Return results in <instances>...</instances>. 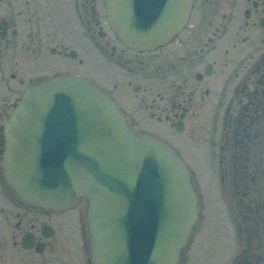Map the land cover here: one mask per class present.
Returning <instances> with one entry per match:
<instances>
[{"label": "flooded vegetation", "instance_id": "obj_1", "mask_svg": "<svg viewBox=\"0 0 264 264\" xmlns=\"http://www.w3.org/2000/svg\"><path fill=\"white\" fill-rule=\"evenodd\" d=\"M104 7L0 0V264H92L84 211L28 205L1 166L8 109L29 85L63 73L94 80L138 132L186 157L196 138L200 264H264V0H195L185 30L145 53L119 41ZM94 50L106 78L92 72Z\"/></svg>", "mask_w": 264, "mask_h": 264}, {"label": "water", "instance_id": "obj_2", "mask_svg": "<svg viewBox=\"0 0 264 264\" xmlns=\"http://www.w3.org/2000/svg\"><path fill=\"white\" fill-rule=\"evenodd\" d=\"M193 0H107L111 27L147 51L179 33ZM3 168L17 195L45 209L88 200L93 264H177L198 215L183 159L136 134L104 91L76 75L25 90L3 122Z\"/></svg>", "mask_w": 264, "mask_h": 264}, {"label": "rangeland", "instance_id": "obj_3", "mask_svg": "<svg viewBox=\"0 0 264 264\" xmlns=\"http://www.w3.org/2000/svg\"><path fill=\"white\" fill-rule=\"evenodd\" d=\"M95 50L93 52V57L91 60L92 65L94 67V70L92 72H96V74L98 76H102V74L104 75L102 58H101L100 54H98V52L96 53L97 50L96 51ZM114 74H115V72H114ZM114 74H113V72H111V75H110L111 80H113L116 77ZM104 77L106 78L105 75H104ZM195 125L196 124L189 123L190 127L195 126ZM188 142L193 147V151L188 156V160H189L191 166L193 167V172L195 175V184H196L197 188H199V184H200V151H199L200 150V142H197L196 138L190 139V141L188 140ZM204 173L205 172L203 171V175H204ZM208 183H212V179H210V181L207 180V184ZM74 211L83 212L84 211V205L83 204L79 205ZM215 219L218 222V224H221V219H220L219 215H216ZM217 222H216V224H217ZM215 229H216V227L212 225L209 228V230L206 231V237L207 238L211 237L214 234ZM201 237H200V220H199V222L195 226L193 235L189 241V246H188L189 248L186 250V254H185L186 256L183 257V260L180 264H200V238ZM210 242H213L212 238H210ZM219 242H220V240H216L214 243L218 244ZM261 242L264 244V235H261V237H260V243ZM215 259L218 260L217 257Z\"/></svg>", "mask_w": 264, "mask_h": 264}]
</instances>
